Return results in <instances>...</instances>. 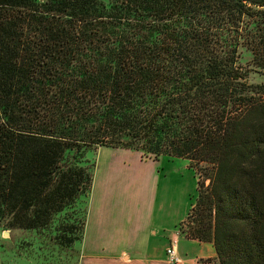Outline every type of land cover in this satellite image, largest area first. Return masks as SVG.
<instances>
[{
	"label": "trees",
	"instance_id": "1",
	"mask_svg": "<svg viewBox=\"0 0 264 264\" xmlns=\"http://www.w3.org/2000/svg\"><path fill=\"white\" fill-rule=\"evenodd\" d=\"M242 51L264 71V0H0V228L43 230L88 197L85 152L121 148L188 162L177 229L210 264H264V83Z\"/></svg>",
	"mask_w": 264,
	"mask_h": 264
},
{
	"label": "crops",
	"instance_id": "2",
	"mask_svg": "<svg viewBox=\"0 0 264 264\" xmlns=\"http://www.w3.org/2000/svg\"><path fill=\"white\" fill-rule=\"evenodd\" d=\"M141 156L137 151L121 148L98 147L95 151L76 264H168L164 251L171 243L181 264H210L214 259L210 244L176 233L188 206L173 230L166 228L155 214L156 183L165 177L162 159L143 160ZM140 165L154 180L153 199L139 194L143 185L135 171ZM199 259L202 262L195 263Z\"/></svg>",
	"mask_w": 264,
	"mask_h": 264
},
{
	"label": "rangeland",
	"instance_id": "3",
	"mask_svg": "<svg viewBox=\"0 0 264 264\" xmlns=\"http://www.w3.org/2000/svg\"><path fill=\"white\" fill-rule=\"evenodd\" d=\"M240 66L249 70L246 78L247 84L264 83V71L259 70L251 63L247 52L242 51ZM96 150L97 148H94L85 152L79 165L91 170L94 167ZM141 159H151V156H141ZM159 159H162L160 160L162 161L161 170L164 171L165 177H160L156 183L157 199L154 207L158 213L155 214L162 220L166 228L173 230L177 221L184 216L186 207L188 206V210L193 201L195 178L192 171L188 169L186 160L167 157ZM158 168L159 165L157 170ZM135 172L138 173L141 185H143L142 190L139 191L140 196L147 195L153 199L154 180L152 182V179H149L145 168L141 165ZM122 178L126 179L127 177L122 175ZM86 205L87 196L79 197L71 207L55 214L43 230H5L0 228V264H76L77 249L81 241V235H79L81 229L77 221L82 222ZM69 225H73L70 234L64 228ZM176 233L181 236L178 229ZM61 235L75 240L68 247L61 246L57 240ZM202 260L199 259L195 263H201Z\"/></svg>",
	"mask_w": 264,
	"mask_h": 264
},
{
	"label": "built area",
	"instance_id": "4",
	"mask_svg": "<svg viewBox=\"0 0 264 264\" xmlns=\"http://www.w3.org/2000/svg\"><path fill=\"white\" fill-rule=\"evenodd\" d=\"M165 260L168 264H181L175 251L174 243H171L164 251Z\"/></svg>",
	"mask_w": 264,
	"mask_h": 264
}]
</instances>
